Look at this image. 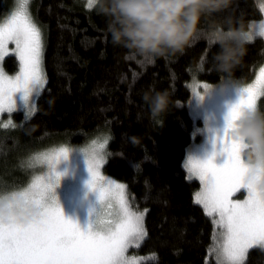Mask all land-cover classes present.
<instances>
[{
	"label": "trees",
	"instance_id": "1",
	"mask_svg": "<svg viewBox=\"0 0 264 264\" xmlns=\"http://www.w3.org/2000/svg\"><path fill=\"white\" fill-rule=\"evenodd\" d=\"M12 1L0 0V22ZM30 10L44 34L45 80L34 113L25 117L17 110L15 127L0 129V193L24 187L30 170L43 168L34 167L33 157L40 163L54 145L105 138L103 172L125 183L130 206L144 212L146 236L138 251L151 255L143 264H216L211 248L218 227L195 203L201 182L189 174L186 156L201 139V121L188 106L190 84L220 82L212 66L218 49L200 35L182 54L149 63L111 43L106 17L87 0H32ZM216 15L248 29L263 11L258 0H235ZM260 67L264 38L258 36L246 45L234 75L247 84ZM4 68L17 72V57L6 56ZM150 87L167 90L177 106L153 117L142 99ZM243 264H264V249L249 250Z\"/></svg>",
	"mask_w": 264,
	"mask_h": 264
},
{
	"label": "snow or ice",
	"instance_id": "2",
	"mask_svg": "<svg viewBox=\"0 0 264 264\" xmlns=\"http://www.w3.org/2000/svg\"><path fill=\"white\" fill-rule=\"evenodd\" d=\"M95 2L87 0V7L91 9ZM260 9L264 11V5ZM258 34L264 37V22ZM9 44L14 48L9 49ZM10 51L19 60V72L9 77L0 69V114H11L17 109L15 95L21 91L30 111L31 93L44 82L42 35L30 15L29 0H17L15 9L0 22V61ZM241 93L239 102L225 118L223 137L217 138L222 152L227 153V161L217 166L211 158L200 162L190 157L186 165L189 173L203 184L195 194V203L203 206L205 214L213 217V224L220 229L211 248L216 264H243L249 250L264 249V165L253 169L246 164L241 156L247 146L230 135L235 122L257 106L258 97L264 96V67ZM197 96L203 99L199 93ZM2 126L15 125L9 120ZM67 154L66 149H60L52 157H43L50 165L49 175L34 177L27 188L14 192L0 210V264H138L137 258L126 253L130 247L138 248L146 236L144 214L128 207L121 191L123 185L100 190L101 199L109 197L119 203V211L112 219L96 221L94 230L82 231L65 219L55 197L50 196L53 183L59 182V174L53 176L52 169ZM88 166L90 186L96 188L97 175L91 161ZM240 189L247 191V197L231 199ZM31 210H35L34 216L21 222L18 216Z\"/></svg>",
	"mask_w": 264,
	"mask_h": 264
},
{
	"label": "clouds",
	"instance_id": "3",
	"mask_svg": "<svg viewBox=\"0 0 264 264\" xmlns=\"http://www.w3.org/2000/svg\"><path fill=\"white\" fill-rule=\"evenodd\" d=\"M235 0H96V11L106 17V30L114 46L142 57L149 63L156 59L182 54L193 40L203 35L209 46L218 49L212 66L220 77V90L231 86L241 93L245 84L234 75L246 54V45L253 32L241 20L218 13L229 10ZM259 6L264 0H258ZM153 117L177 106L167 90L149 88L142 97ZM233 139L247 147L244 162L253 169L264 165V111L258 106L246 111L230 130ZM15 192V191H14ZM14 192L0 193V210L5 208ZM35 210L19 215L27 222Z\"/></svg>",
	"mask_w": 264,
	"mask_h": 264
},
{
	"label": "rangeland",
	"instance_id": "4",
	"mask_svg": "<svg viewBox=\"0 0 264 264\" xmlns=\"http://www.w3.org/2000/svg\"><path fill=\"white\" fill-rule=\"evenodd\" d=\"M31 4L32 0H29V12L34 23L41 31L43 42L44 34L41 27L32 16L30 10ZM16 5L17 0H13L11 11L15 9ZM262 22H264V11L263 17L252 22V24L248 28L253 32V38L260 36L258 33L260 31V28L262 27ZM12 48H14V45L9 44V49ZM10 54L15 55L11 51L9 55ZM4 59L3 61H0V69H2L3 72L9 77L15 76L19 72V69L15 73L7 72L4 68ZM41 68L43 72V59ZM247 84H245V86ZM43 86L44 82L39 87L33 89L30 98L32 100V109L30 111L27 110V107L25 106L22 99L23 92L21 91L17 93L15 95V99L17 102V109L15 111L23 110V114L25 117H29L30 115H32L35 111L36 99ZM190 87L191 98L189 99L188 106L191 114L201 121V129L199 131L201 133V139L195 141L188 149L186 156V165L188 164V160L191 157L194 161L200 162L207 161L209 158H211L213 160V163H215L217 166H222L227 161L228 156L227 153L222 152L223 146L217 138L223 137L224 130L226 128L225 118L230 108L239 102L242 93L236 92L235 89H233L231 86L228 87L226 92L222 93L220 90V82L208 83L203 80L196 81L193 86L190 84ZM197 93L203 96V99L198 97ZM262 99L263 96H260L256 101L259 109ZM13 113L0 114V129L5 128L2 125L9 120H11L13 124ZM100 144H103L104 147L99 148L98 146ZM106 144L107 140L105 141V138H103L102 140L93 138L80 146L56 144L54 145L55 147H52L51 153L46 155L47 157H52L60 149H66L68 151L67 158L61 157L60 160L56 162L55 169H52L53 176L59 174V182L53 183V188L50 196L55 197L56 203L61 208L65 219L76 223L82 231H87L90 228L94 230L96 227V221H99L101 219H112L118 213L119 203L115 199L109 197L101 199L100 197V190L108 189L110 188V186L114 190L115 185H123L121 191L125 197L128 207L132 211L144 214L142 210L134 209L130 206L127 195V187L125 183L116 180L103 172L102 168L106 160ZM28 159L31 160V158ZM33 159L35 160H33L34 167L38 168L40 165L41 167L43 165V168L36 171L30 170L25 186L17 190L16 192L22 191L27 188L33 181L34 177H43L49 175L50 165L48 163L46 164L43 160L40 163H37L39 162L38 157L37 159L33 157ZM241 159L244 161L243 154L241 156ZM89 161L92 162L93 169L97 175L96 188H92L90 186L92 177L88 166ZM189 174L199 180V178L195 175H192L191 173ZM202 187L203 184L201 183L200 190H198L197 192L201 191ZM246 197L247 191L245 189H240L239 191L235 192L230 198L233 200H244ZM49 202L50 200H46V203ZM143 227L145 230L144 219ZM219 231L220 229L218 228L217 233ZM143 241L140 242V246ZM126 255L137 258L138 264H143L150 259L148 255L151 254H141L138 251L137 247H130Z\"/></svg>",
	"mask_w": 264,
	"mask_h": 264
},
{
	"label": "bare ground",
	"instance_id": "5",
	"mask_svg": "<svg viewBox=\"0 0 264 264\" xmlns=\"http://www.w3.org/2000/svg\"><path fill=\"white\" fill-rule=\"evenodd\" d=\"M107 152V151H106Z\"/></svg>",
	"mask_w": 264,
	"mask_h": 264
}]
</instances>
